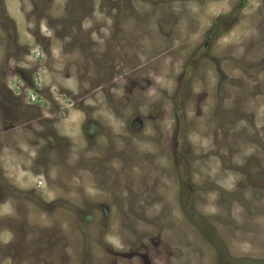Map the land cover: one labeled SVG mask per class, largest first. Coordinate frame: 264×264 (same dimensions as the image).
<instances>
[{
    "label": "rangeland",
    "instance_id": "1",
    "mask_svg": "<svg viewBox=\"0 0 264 264\" xmlns=\"http://www.w3.org/2000/svg\"><path fill=\"white\" fill-rule=\"evenodd\" d=\"M0 264H264V0H0Z\"/></svg>",
    "mask_w": 264,
    "mask_h": 264
}]
</instances>
